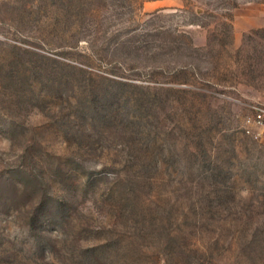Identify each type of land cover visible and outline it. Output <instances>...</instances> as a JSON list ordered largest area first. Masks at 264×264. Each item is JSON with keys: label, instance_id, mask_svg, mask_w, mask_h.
Instances as JSON below:
<instances>
[{"label": "rangeland", "instance_id": "obj_1", "mask_svg": "<svg viewBox=\"0 0 264 264\" xmlns=\"http://www.w3.org/2000/svg\"><path fill=\"white\" fill-rule=\"evenodd\" d=\"M264 0H0V264H264Z\"/></svg>", "mask_w": 264, "mask_h": 264}, {"label": "built area", "instance_id": "obj_2", "mask_svg": "<svg viewBox=\"0 0 264 264\" xmlns=\"http://www.w3.org/2000/svg\"><path fill=\"white\" fill-rule=\"evenodd\" d=\"M241 129L254 141L264 143V104H254L244 116Z\"/></svg>", "mask_w": 264, "mask_h": 264}]
</instances>
